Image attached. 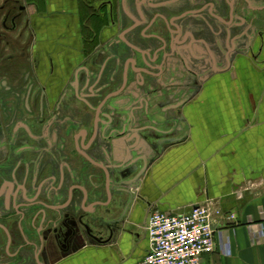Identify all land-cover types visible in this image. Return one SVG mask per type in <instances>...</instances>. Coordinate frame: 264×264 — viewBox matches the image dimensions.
Here are the masks:
<instances>
[{
  "label": "flooded vegetation",
  "instance_id": "obj_1",
  "mask_svg": "<svg viewBox=\"0 0 264 264\" xmlns=\"http://www.w3.org/2000/svg\"><path fill=\"white\" fill-rule=\"evenodd\" d=\"M263 49L264 0H0V264L100 243L182 107Z\"/></svg>",
  "mask_w": 264,
  "mask_h": 264
},
{
  "label": "crops",
  "instance_id": "obj_2",
  "mask_svg": "<svg viewBox=\"0 0 264 264\" xmlns=\"http://www.w3.org/2000/svg\"><path fill=\"white\" fill-rule=\"evenodd\" d=\"M181 114L180 140L150 160L142 200L121 228L49 264H136L148 251L151 211L180 214L197 204L220 210L211 219L215 249L201 264H264V49L215 73Z\"/></svg>",
  "mask_w": 264,
  "mask_h": 264
},
{
  "label": "built area",
  "instance_id": "obj_3",
  "mask_svg": "<svg viewBox=\"0 0 264 264\" xmlns=\"http://www.w3.org/2000/svg\"><path fill=\"white\" fill-rule=\"evenodd\" d=\"M220 210L209 205H193L187 212L153 210L148 214L145 230L148 251L136 264H201V256L215 249L213 215ZM233 213L227 219L233 220Z\"/></svg>",
  "mask_w": 264,
  "mask_h": 264
},
{
  "label": "water",
  "instance_id": "obj_4",
  "mask_svg": "<svg viewBox=\"0 0 264 264\" xmlns=\"http://www.w3.org/2000/svg\"><path fill=\"white\" fill-rule=\"evenodd\" d=\"M145 167L146 166L139 170L130 182L123 183L122 181H120V184L122 185L117 188V204L115 205V207L103 206L104 213L115 214L113 212L115 211L118 214V216L112 221L113 227H118V229L121 228L125 219L136 210V206L142 200V197L137 193V188L139 187V180L146 169ZM105 222L107 221H104L103 223L108 229L107 223ZM112 230H109V237L112 236ZM109 237L106 240H109Z\"/></svg>",
  "mask_w": 264,
  "mask_h": 264
}]
</instances>
